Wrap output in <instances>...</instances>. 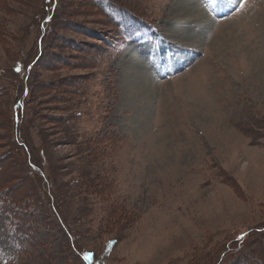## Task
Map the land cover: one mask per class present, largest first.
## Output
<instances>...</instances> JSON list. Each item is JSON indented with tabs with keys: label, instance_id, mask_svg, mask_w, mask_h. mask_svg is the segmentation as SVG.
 <instances>
[{
	"label": "rangeland",
	"instance_id": "rangeland-1",
	"mask_svg": "<svg viewBox=\"0 0 264 264\" xmlns=\"http://www.w3.org/2000/svg\"><path fill=\"white\" fill-rule=\"evenodd\" d=\"M48 1L0 0V264H264V0Z\"/></svg>",
	"mask_w": 264,
	"mask_h": 264
},
{
	"label": "trees",
	"instance_id": "trees-1",
	"mask_svg": "<svg viewBox=\"0 0 264 264\" xmlns=\"http://www.w3.org/2000/svg\"><path fill=\"white\" fill-rule=\"evenodd\" d=\"M49 1H48V3H49ZM50 5H51V3H50ZM52 11H54V10L52 9ZM135 20H136V22H134V24H137V26H136L137 28L132 27V28L135 29V31H137V30L139 31L141 28L146 27V26H149L148 24H145L144 21H141L140 19H137L136 18ZM135 20H133V21H135ZM44 21L42 22V26H41L42 29H43ZM133 21H129V22H132L133 23ZM112 24L117 28V26L114 24V22ZM40 43H41V41H40ZM24 82H27V78H26V80L24 79ZM24 90L25 91H23V95H27L28 94L27 88L24 87ZM22 113H23V100H18V101L15 102V104L13 106L12 116H11V122H12L14 128H15L14 129V142L17 145V147L22 148L23 150H25L27 152L26 145L24 143H21L20 142L19 137H18L19 135L17 133V127H18V124L20 122V118L22 117ZM28 163H30V160H29ZM29 167L33 171L38 172L42 176V174L40 173V171L38 170V168H36L32 164H30ZM17 229L19 230V227ZM113 245H114L113 241L108 242V244H107L108 249H112L113 248ZM79 258H80L82 264H99V263H97L95 261L94 254L92 252H84V253H82V254L79 255Z\"/></svg>",
	"mask_w": 264,
	"mask_h": 264
},
{
	"label": "bare ground",
	"instance_id": "bare-ground-1",
	"mask_svg": "<svg viewBox=\"0 0 264 264\" xmlns=\"http://www.w3.org/2000/svg\"><path fill=\"white\" fill-rule=\"evenodd\" d=\"M45 29V28H44ZM45 31V30H44Z\"/></svg>",
	"mask_w": 264,
	"mask_h": 264
}]
</instances>
